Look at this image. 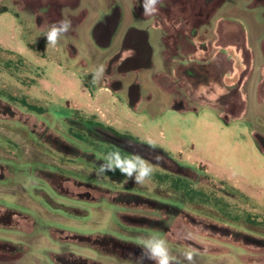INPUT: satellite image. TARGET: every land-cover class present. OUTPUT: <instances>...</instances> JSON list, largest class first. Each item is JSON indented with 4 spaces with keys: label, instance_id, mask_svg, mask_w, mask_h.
<instances>
[{
    "label": "rangeland",
    "instance_id": "rangeland-1",
    "mask_svg": "<svg viewBox=\"0 0 264 264\" xmlns=\"http://www.w3.org/2000/svg\"><path fill=\"white\" fill-rule=\"evenodd\" d=\"M98 1L99 25L81 26L78 0H0V46L23 59L0 51V264H135L150 234L177 256L198 249L196 264H264V229L244 218L264 214V10L163 0L150 24L130 26L128 0ZM64 18L71 30L46 45ZM129 31L151 64L132 75L114 51ZM97 63L106 74L93 85ZM96 145L139 153L227 208L119 171L97 179Z\"/></svg>",
    "mask_w": 264,
    "mask_h": 264
},
{
    "label": "clouds",
    "instance_id": "clouds-1",
    "mask_svg": "<svg viewBox=\"0 0 264 264\" xmlns=\"http://www.w3.org/2000/svg\"><path fill=\"white\" fill-rule=\"evenodd\" d=\"M162 2L163 0H142L140 7H142L145 16H151L159 11L158 5ZM71 27V20L64 18L50 24L41 35L46 39V45L56 47L62 37L71 30ZM105 74L106 66L103 63H97L90 73L91 83L100 85ZM145 143L150 148H155L151 139L146 140ZM101 159L103 163L99 164L97 168L86 170L89 174L94 172L97 179L100 180L105 179L109 172L119 171L128 181L144 185L152 178L156 167L139 153L125 156L119 150L109 151ZM154 159L159 162L162 158L157 155ZM137 239L141 252L136 257L135 264H146V261H150L152 264H196V259L199 256V250L191 246L178 250L179 256L174 255L169 242L157 234L140 236Z\"/></svg>",
    "mask_w": 264,
    "mask_h": 264
},
{
    "label": "crops",
    "instance_id": "crops-1",
    "mask_svg": "<svg viewBox=\"0 0 264 264\" xmlns=\"http://www.w3.org/2000/svg\"><path fill=\"white\" fill-rule=\"evenodd\" d=\"M68 2L64 3V7L66 9H70V5L71 2L74 0H67ZM131 4H132V9H131V16H132V22H130L129 24H131L130 26H134L136 25H147L150 24L151 20L153 21L154 18L149 17V16H145L142 13H140V9H142V7H140V3L142 4V0H128ZM217 1L220 0H168V4H170L171 7H174L175 9H189L191 7V5H195V4H200L203 3L204 6L209 7L212 3H215ZM237 1L239 0H222L221 2V8L225 9L226 7H229V9L232 10H238L239 13H242V11H250L252 13V16L256 18V12L261 13L262 10H264V0H240L241 1V8H239L238 6H236ZM79 4V10H84L87 11L86 12V17L87 20L83 21L81 26L83 25H89V26H94V25H99L97 22H93V18L91 12H89V9H100V3L99 1L97 2V0H94V2L92 4H90V8L88 6L83 7V3L81 4L80 0H78L77 2ZM162 4H165L164 2H162ZM206 4V5H205ZM86 5V4H85ZM76 8H74L75 10ZM136 10V11H135ZM73 15L76 16V13L73 11ZM113 18V14L109 15L107 14L106 17L104 18L105 21L101 22L100 24H104L105 22H107L108 20L110 21V19ZM119 17L117 19V26L121 25L122 18ZM122 21V22H121ZM111 24V23H110ZM124 24V23H123ZM128 25V24H127ZM117 31V30H116ZM121 37H119V39H117V45H116V49L114 50L115 52L119 49L118 45L121 43L122 44V49H120L119 51H117V57L121 63V66L123 67L124 72H126L127 74L129 73L130 75H132L133 73L142 70L143 68L147 69L148 67H150V60L148 58H150V56L148 55L147 51L145 50V48H143V41H144V35H142L139 31L130 33V31L128 33L125 34V38L124 36L120 35ZM113 46V45H111ZM118 48V49H117ZM113 51V52H114ZM262 51L259 49H253V57L257 58L261 56ZM130 80V79H129ZM140 94V93H139ZM130 95V93H129ZM139 97V95H138ZM139 99H137L138 101Z\"/></svg>",
    "mask_w": 264,
    "mask_h": 264
},
{
    "label": "trees",
    "instance_id": "trees-1",
    "mask_svg": "<svg viewBox=\"0 0 264 264\" xmlns=\"http://www.w3.org/2000/svg\"><path fill=\"white\" fill-rule=\"evenodd\" d=\"M0 51L3 53L9 54L11 56H16L20 60H23L21 58L20 54L15 53L13 51L5 50L1 46H0ZM23 104H24V106H26L31 111H38V109L35 105H33V104H31L25 100L23 101ZM79 138L84 139V137H82V136H80ZM96 146H97L98 150L104 152L105 154L109 151L117 150L114 147H110L109 149H103L101 147V145H96ZM122 154L125 155L124 153H122ZM125 156H127V155H125ZM151 179H153L160 186H166L169 188H174L176 190L183 191L186 194V196L188 197L190 202H200L203 204H209L210 202H212V200H215L216 203H220L224 206V208H227V204L224 203V201L222 199H218V197H216L213 194L210 195L209 193H207L203 189L194 188L193 185L191 183H189L187 180H185L181 177H178L176 175L169 174V173H154ZM224 208H223V211L225 210ZM244 218L248 222H250L252 224L259 225L264 229V214L257 215V216L247 214L246 217H244Z\"/></svg>",
    "mask_w": 264,
    "mask_h": 264
}]
</instances>
